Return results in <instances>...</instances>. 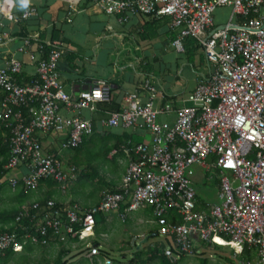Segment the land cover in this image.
Instances as JSON below:
<instances>
[{"label":"built area","instance_id":"1","mask_svg":"<svg viewBox=\"0 0 264 264\" xmlns=\"http://www.w3.org/2000/svg\"><path fill=\"white\" fill-rule=\"evenodd\" d=\"M68 22L76 2L62 0ZM107 15L168 18L174 32L171 44L185 52L191 39L211 66L181 105L155 107L156 88L144 80L139 88L150 98L128 93L119 110L108 109L101 125L106 129H141L145 137L121 148L127 169L116 190L102 193L93 206L52 199L29 202L17 213L13 230L0 233V258L8 250L23 251L26 244L46 245L94 237L97 216L117 213L122 219L149 207L157 233L171 238L179 254L197 253V247L223 244L241 264H264V0H89ZM14 0L0 2V14L16 20ZM231 6L228 20L214 22L219 7ZM37 15L35 7L21 13L23 20ZM11 38L3 34L0 45ZM39 42L45 56L34 61L36 74L20 80L22 62L14 57L0 65V121L8 129V171L11 188L35 191L40 182L61 184L78 177L79 168L62 159V152L79 148L95 132L93 115L99 104L111 102V85L96 79L85 89L67 90L60 80L58 62L67 51L63 41H42L39 31L23 39L20 51ZM100 95L97 96L96 93ZM164 100L165 93L158 92ZM86 110L90 117L81 115ZM162 117H164L162 119ZM171 117L170 119H167ZM114 154L116 150L113 151ZM217 171L218 201L200 204L193 186V166ZM170 217H179L181 222ZM87 258L101 254L89 245ZM248 249V256L243 255ZM113 261L103 256V264Z\"/></svg>","mask_w":264,"mask_h":264},{"label":"crops","instance_id":"2","mask_svg":"<svg viewBox=\"0 0 264 264\" xmlns=\"http://www.w3.org/2000/svg\"><path fill=\"white\" fill-rule=\"evenodd\" d=\"M14 3L13 14L16 20H8L0 14V36L6 34L11 38V40L0 45V65H5L6 61L12 57L20 60L23 64L22 80L30 79L36 74L34 61L42 56L38 49L39 42L31 41L26 51L19 50L23 45L24 37L36 31H39L42 41L59 39L66 45L67 51L58 62V71L60 80L68 91L72 88L85 89L94 80L104 79L109 82L112 88L111 101L120 107L124 102L123 97L128 93L136 92L142 102L148 101L150 95L139 88V85L146 79L156 88V96L152 100L155 107L164 102H169L175 106L181 105L198 81L207 76L211 69L201 50L192 47L193 41L186 45L184 53H178L174 49L171 44L174 32L170 29L168 18L155 19L140 15L123 19L121 15L104 14L97 7L87 4L83 0L74 4V9L71 11L73 18L71 22H68L66 17L69 11L62 0H30L28 7H35L37 15L28 20L18 21V17L26 8L19 6V0H14ZM53 27H55L54 31ZM161 91L165 93L164 100L159 97L158 92ZM98 107V111L93 115L94 133H122L121 129L105 130L103 128L101 121L106 117L104 112L108 110V107L102 104H99ZM81 115L90 117V113L86 110H83ZM129 130L124 131L133 134V138L140 137L142 140L146 136V133L141 129ZM113 142L111 140L110 144ZM113 151L108 154L107 158H115H113ZM126 169L127 164L120 180L113 182L110 188L117 189L120 186ZM17 171L20 175L25 170L17 169ZM87 189L75 200L67 193L65 184L43 181L31 197H26L22 189H13L6 182H3L0 183V215L15 208L23 207L35 199L49 198L58 204L73 202L86 207L98 204L103 189ZM8 196L9 200L7 199ZM205 202H201V204ZM132 212L145 214L152 212V210L149 207H142ZM115 214L117 213L101 215L100 219H97L98 223L95 226V235L92 240L96 241L101 253L105 250L100 245H106L102 239L110 230V226L107 225L113 222ZM136 220L140 224L143 223L141 218ZM100 221L107 224L103 226L105 232H101ZM154 224L156 225L155 221ZM2 226L5 227L6 225L0 219V229ZM156 229L149 230L147 234L141 232L134 236L150 237L155 234ZM69 243L75 244L76 242L67 241L64 244L50 242L46 245H30L28 250L9 256L8 261L27 256L33 257L40 252L51 253L55 251L59 253L62 247L70 250L67 246ZM87 252L82 254L86 262L89 260ZM89 261L92 264L94 261L97 264H103V256L95 257L93 261ZM75 263L82 264L79 260Z\"/></svg>","mask_w":264,"mask_h":264},{"label":"rangeland","instance_id":"3","mask_svg":"<svg viewBox=\"0 0 264 264\" xmlns=\"http://www.w3.org/2000/svg\"><path fill=\"white\" fill-rule=\"evenodd\" d=\"M231 6L219 7L215 10L214 22L216 25L225 23L231 15ZM127 131H130L127 129ZM94 135L89 141H86L79 149L65 150L62 152V159L68 163H74L79 168L78 179L67 182L65 187L67 193L75 200L80 195L87 191V188H101L103 192L109 190L113 182L120 180L122 172L125 170L127 160L123 156L113 155L114 159L105 158V149L107 145H110L111 141L107 137H102L100 134L93 133ZM96 134V135H95ZM193 186L196 193L201 198L209 203H216L218 201V186H217V171L205 170L199 166H193ZM83 173V175H81ZM19 173L17 170H11L7 172L5 179L9 177H16ZM9 200V196L7 197ZM115 213V212H113ZM137 218L143 219V223L140 224L136 220ZM100 219V216H97ZM155 216L150 213H129L126 218L122 219L118 214L113 216V222L106 224L101 222V232H105L103 226H110V230L107 232L106 237L102 240L106 245L101 244V248L108 252L107 258L113 260L114 264H128L131 256L135 251H140L142 260L148 259V254L151 250H160L164 245V250L169 252L172 247L174 251L169 255L177 260L176 264H241V256H236L233 250L228 246L217 247L214 245L197 247V253L184 255L181 259L178 252L175 251L174 244L171 238H164L160 234L150 236L146 242H143L138 248V245L142 242L144 237L134 236L136 234L148 233L149 230H154L157 225L154 224ZM157 230V229H156ZM92 237L87 238L85 241H77L75 244H67L70 248V255L61 252L63 259L68 264H76L75 261L79 260L82 264H89L83 259L82 254H85L89 249V245L92 244ZM60 253V250H59ZM57 252H40L38 255L30 257L19 258L18 260H9L0 264H55L59 255ZM112 263V264H113ZM92 264V263H91ZM132 264H141L137 258ZM147 264H160L157 258L148 260Z\"/></svg>","mask_w":264,"mask_h":264},{"label":"trees","instance_id":"4","mask_svg":"<svg viewBox=\"0 0 264 264\" xmlns=\"http://www.w3.org/2000/svg\"><path fill=\"white\" fill-rule=\"evenodd\" d=\"M86 1V3L90 4L89 0H84ZM23 20L21 18V15L18 17V21H21ZM55 30V27H53V31ZM191 39H187L185 41V48H186V45H188V43L191 44ZM195 42L193 41V43L191 44L192 47H197L196 44H194ZM198 48V47H197ZM46 54V51H44V53H42V56L44 57ZM22 77V75H21ZM21 77H20V80H21ZM24 81H30V79H25ZM108 107V109H111V110H119L120 106H118V104H114L113 101H111L109 104L105 105ZM94 134H92L91 136L89 137H86L83 141V144L86 142V141H89L92 136ZM96 135V134H95ZM102 137H107L109 141H114L113 144H110V145H107L106 149H105V158H107L108 154L110 152H112L113 150H116V153L113 154V155H119V156H123L125 158V155L123 154V151H122V148H121V145L122 144H126L127 142H130V143H137L139 141H141V138L140 137H137V138H133V134H129L127 133L126 131H122V133L120 134H110V133H104V134H100ZM7 139H8V129L5 127L4 123L0 121V178L3 177L4 175L7 174V172H9L5 166L7 164V161H8V154H9V147H8V142H7ZM82 144V145H83ZM81 145V146H82ZM80 146V147H81ZM79 147V148H80ZM77 148V149H79ZM114 158V157H113ZM74 164V163H72ZM77 166V165H76ZM81 175H83V173H81ZM45 181H50L52 183H55L57 184L58 182L56 181H52V180H45ZM43 182V181H42ZM40 182V184L42 183ZM217 185H218V182H219V179L217 178ZM39 184V186H40ZM17 188H20L22 189L24 192H25V196L26 197H31L33 192L37 191H29V190H25L21 187H17ZM109 190H116V189H113V188H109ZM196 197H197V200L198 202L201 204V202H204V200L201 198V196L199 194L196 193ZM49 199V198H48ZM47 198L45 199H37L39 201H41L42 203L47 201L48 200ZM23 207H20V208H15L14 210H10V211H7L5 212V214H2L0 215V219L2 220V222L6 225L5 227H1L0 229V233L4 232V231H10V230H13V225H14V222H15V217L17 215V213L22 209ZM167 218L169 219H174L178 222H181V219L179 217H170V216H167ZM98 223V222H97ZM96 223V224H97ZM155 233H157V230L154 231ZM77 238H74L72 240H69V242H77ZM50 242H57L59 244H64L62 242H60L58 239L56 238H51L49 240V243ZM92 244L94 245H97L96 244V241L94 240L92 242ZM30 245L32 244H26L24 249L23 250H28L30 248ZM40 245V244H39ZM98 246V245H97ZM162 248L159 250H151V253L148 254V259L147 260H142L140 258L141 256V252L140 251H135L134 254L132 255L131 259L128 261V264H132L133 262H135V260L138 258L139 259V262L141 264H147V261L150 259H154V258H157L159 260V263L160 264H176L177 263V260H173L172 257L168 254V252H166L163 248H164V245H160ZM210 246V245H209ZM218 247V246H217ZM63 251V254H67L65 251H64V247H62L60 249V253L56 259V262L55 264H68L66 260L63 259V256L61 254V252ZM69 250H67L68 252ZM174 251V249L171 247L169 249V252L172 253ZM176 251V250H175ZM70 252V251H69ZM68 252V253H69ZM177 252V251H176ZM17 252H13L12 250H8L6 252V254L0 258V261L1 263H5L8 261L9 259V256H11L12 254H15ZM102 256H107L108 255V252L107 251H104L103 253H101ZM179 254V253H178ZM249 254V251L248 249L245 248L244 252H243V255H247L248 256ZM180 256V259L184 256L183 254H179ZM101 257V255H100ZM87 263L91 264V262L88 260ZM94 264H97L96 261H94Z\"/></svg>","mask_w":264,"mask_h":264},{"label":"clouds","instance_id":"5","mask_svg":"<svg viewBox=\"0 0 264 264\" xmlns=\"http://www.w3.org/2000/svg\"><path fill=\"white\" fill-rule=\"evenodd\" d=\"M30 0H19V6L21 8H27L29 6Z\"/></svg>","mask_w":264,"mask_h":264},{"label":"water","instance_id":"6","mask_svg":"<svg viewBox=\"0 0 264 264\" xmlns=\"http://www.w3.org/2000/svg\"><path fill=\"white\" fill-rule=\"evenodd\" d=\"M256 191H264V190H256ZM153 235H156V234H153ZM148 238H149L148 236L145 237V238L142 240V242L138 245V248L141 246V244H142L143 242H146ZM169 254H170V253H169ZM172 259L174 260V258H172Z\"/></svg>","mask_w":264,"mask_h":264},{"label":"snow or ice","instance_id":"7","mask_svg":"<svg viewBox=\"0 0 264 264\" xmlns=\"http://www.w3.org/2000/svg\"><path fill=\"white\" fill-rule=\"evenodd\" d=\"M96 95H97V96H99V95H100V93H99V92H97V93H96Z\"/></svg>","mask_w":264,"mask_h":264},{"label":"bare ground","instance_id":"8","mask_svg":"<svg viewBox=\"0 0 264 264\" xmlns=\"http://www.w3.org/2000/svg\"><path fill=\"white\" fill-rule=\"evenodd\" d=\"M223 246H226L225 244H223Z\"/></svg>","mask_w":264,"mask_h":264}]
</instances>
